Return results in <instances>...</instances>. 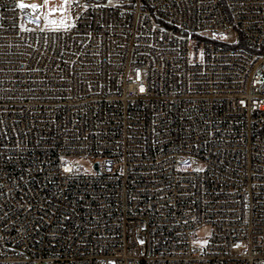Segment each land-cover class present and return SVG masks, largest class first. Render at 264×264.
<instances>
[{
    "label": "built area",
    "instance_id": "2783aa9c",
    "mask_svg": "<svg viewBox=\"0 0 264 264\" xmlns=\"http://www.w3.org/2000/svg\"><path fill=\"white\" fill-rule=\"evenodd\" d=\"M20 3L0 264H264V0H70L68 30Z\"/></svg>",
    "mask_w": 264,
    "mask_h": 264
},
{
    "label": "rangeland",
    "instance_id": "374dc122",
    "mask_svg": "<svg viewBox=\"0 0 264 264\" xmlns=\"http://www.w3.org/2000/svg\"><path fill=\"white\" fill-rule=\"evenodd\" d=\"M106 1L109 2V0ZM118 1L120 0H112V3H117ZM20 2L30 6L37 5V7H39L42 11V16L45 23L51 21L60 22L62 19H65V10H58L56 12L51 11L52 8L59 9V6L63 3V0H48V3H45V0H20ZM75 162L79 163L86 172L95 171V167L91 158L77 157ZM209 232L210 229L208 227H204L198 232V236L202 243L206 242Z\"/></svg>",
    "mask_w": 264,
    "mask_h": 264
},
{
    "label": "snow or ice",
    "instance_id": "6c2138e0",
    "mask_svg": "<svg viewBox=\"0 0 264 264\" xmlns=\"http://www.w3.org/2000/svg\"><path fill=\"white\" fill-rule=\"evenodd\" d=\"M72 2H74V3H78V0H72ZM45 3H48V0H45ZM111 3H112V0H109V5H110ZM97 6L99 7V6H101V5L98 4ZM104 6H107V5H104ZM18 7L21 8V9H23V8H25V7H29V6H28V5H25V4H23V3H20V4H18ZM30 7H32L33 9H36V8H37V5H31ZM70 8H71L70 0H63V3L59 6V9H58V8H52L51 11H52V12H56V11H58V10L63 11V10H65V9H70ZM50 14H51V13H50ZM50 23L55 24L56 22H55V21H51ZM60 25H61L62 27H64L65 30H68V28H70V27H74V26H75V25H67V24H65V22H64L63 19L60 21ZM21 27H23V26H21ZM42 30H43V29H42ZM56 30H59V29H56ZM139 76H140V74H139V70H137V79H139ZM139 91H140L141 93H143V92L145 91V88H144L143 85L140 86ZM241 103H244V102L241 101ZM61 159L63 160V158H61ZM64 171H65V172H71L72 169H71L70 167H65V168H64ZM196 171H197V172H199V171H203V169L197 168ZM141 243H143V241H141ZM240 246H241V245H239V244H236V245H235V247H237V248H239ZM109 264H114V262H109Z\"/></svg>",
    "mask_w": 264,
    "mask_h": 264
}]
</instances>
